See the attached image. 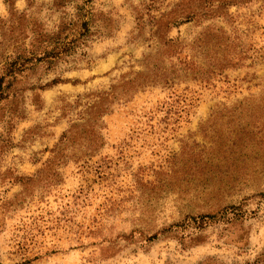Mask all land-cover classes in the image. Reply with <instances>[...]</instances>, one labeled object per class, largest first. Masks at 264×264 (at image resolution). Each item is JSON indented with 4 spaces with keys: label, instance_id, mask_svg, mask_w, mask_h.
Masks as SVG:
<instances>
[{
    "label": "rangeland",
    "instance_id": "rangeland-1",
    "mask_svg": "<svg viewBox=\"0 0 264 264\" xmlns=\"http://www.w3.org/2000/svg\"><path fill=\"white\" fill-rule=\"evenodd\" d=\"M52 1L0 0V264H264V0H92L57 58Z\"/></svg>",
    "mask_w": 264,
    "mask_h": 264
},
{
    "label": "trees",
    "instance_id": "trees-1",
    "mask_svg": "<svg viewBox=\"0 0 264 264\" xmlns=\"http://www.w3.org/2000/svg\"><path fill=\"white\" fill-rule=\"evenodd\" d=\"M92 0H53V6L55 8L64 7L67 4H74L76 10L74 18L61 22L57 25V29L52 33L49 41V51H44L45 56H51L53 58L66 57L72 55L73 51L81 44L85 43V39L90 38L97 34L92 31V24L94 23V12L91 5ZM164 16L158 21L159 25L162 24ZM193 19V15L186 17H169L165 19L164 28H168L173 24H177L183 20ZM73 36L69 39L68 35ZM168 46L173 47L175 42L168 41Z\"/></svg>",
    "mask_w": 264,
    "mask_h": 264
}]
</instances>
